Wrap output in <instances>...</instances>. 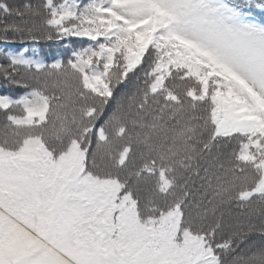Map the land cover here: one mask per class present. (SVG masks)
Segmentation results:
<instances>
[{
    "label": "snow or ice",
    "instance_id": "6c2138e0",
    "mask_svg": "<svg viewBox=\"0 0 264 264\" xmlns=\"http://www.w3.org/2000/svg\"><path fill=\"white\" fill-rule=\"evenodd\" d=\"M0 90V264H264V0H0Z\"/></svg>",
    "mask_w": 264,
    "mask_h": 264
},
{
    "label": "trees",
    "instance_id": "16d2710c",
    "mask_svg": "<svg viewBox=\"0 0 264 264\" xmlns=\"http://www.w3.org/2000/svg\"><path fill=\"white\" fill-rule=\"evenodd\" d=\"M56 45L54 44H41L40 48H41V55L47 57L48 54H50L51 52L56 50ZM2 91V90H0Z\"/></svg>",
    "mask_w": 264,
    "mask_h": 264
}]
</instances>
